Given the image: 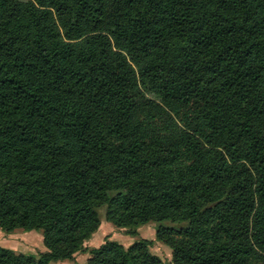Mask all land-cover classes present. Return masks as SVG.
<instances>
[{
  "label": "trees",
  "instance_id": "1",
  "mask_svg": "<svg viewBox=\"0 0 264 264\" xmlns=\"http://www.w3.org/2000/svg\"><path fill=\"white\" fill-rule=\"evenodd\" d=\"M100 207L172 264H264V0H0V231L44 247L0 264L71 259Z\"/></svg>",
  "mask_w": 264,
  "mask_h": 264
},
{
  "label": "rangeland",
  "instance_id": "2",
  "mask_svg": "<svg viewBox=\"0 0 264 264\" xmlns=\"http://www.w3.org/2000/svg\"><path fill=\"white\" fill-rule=\"evenodd\" d=\"M99 225L97 229L91 234V236L83 242L82 247L77 250L71 259L52 261L50 264H85L89 257L87 249L90 247H96L101 244L105 239L114 240L123 245L124 247L131 244L134 240L144 238L150 240L149 251L156 255L162 264H172L171 251L162 242L154 238V228L157 225L156 222H148L144 225L138 226L133 234L128 233V229L125 227H116L110 222L104 220L103 208L98 209ZM161 224L170 225L172 223L168 221H162ZM14 233H21L24 238H20L21 235L4 236L8 242L5 247L14 250L15 252H30V251H43L44 247L41 243V234L39 231H22L21 229L14 230ZM42 249V250H40Z\"/></svg>",
  "mask_w": 264,
  "mask_h": 264
},
{
  "label": "crops",
  "instance_id": "3",
  "mask_svg": "<svg viewBox=\"0 0 264 264\" xmlns=\"http://www.w3.org/2000/svg\"><path fill=\"white\" fill-rule=\"evenodd\" d=\"M14 234H16V233H14V231H12L11 233H4V232L0 231V246L5 247V245H8V242L4 237L5 235L6 236H12ZM16 235H19V236L21 235L20 238H24V235L21 233H19V234L17 233ZM40 250H42V249H40Z\"/></svg>",
  "mask_w": 264,
  "mask_h": 264
}]
</instances>
